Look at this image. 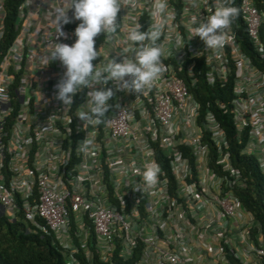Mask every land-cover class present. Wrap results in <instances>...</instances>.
<instances>
[{
    "label": "built area",
    "instance_id": "1",
    "mask_svg": "<svg viewBox=\"0 0 264 264\" xmlns=\"http://www.w3.org/2000/svg\"><path fill=\"white\" fill-rule=\"evenodd\" d=\"M60 2L0 0V215L50 236L66 264H264L261 235L250 237L256 224L233 193L243 179L225 134L191 92L200 78L229 89L213 103L229 115L237 141L246 138L240 154L254 158L264 188V72L241 46L239 25L210 49L189 38L214 0H167L163 17L152 15L154 0H124L117 32L95 38L94 64L130 55L127 34L139 23L142 32L160 31L167 70L139 94L97 85L113 89L112 107L103 123L89 125L76 116L89 89L71 106L55 99L66 69L47 63L50 46H71L81 23L69 9L67 38L57 39L52 10ZM237 8L261 58L264 12L254 0ZM84 139L92 144L81 151ZM153 161L161 171L148 186L143 172Z\"/></svg>",
    "mask_w": 264,
    "mask_h": 264
},
{
    "label": "clouds",
    "instance_id": "2",
    "mask_svg": "<svg viewBox=\"0 0 264 264\" xmlns=\"http://www.w3.org/2000/svg\"><path fill=\"white\" fill-rule=\"evenodd\" d=\"M123 3L124 0H61L52 10L57 39L67 38L62 28L72 22L67 15L69 9L73 10V19L81 21L74 30L76 40L71 46L52 43L47 63L59 60L66 69L55 85V99L65 106H71L73 98L81 90L89 89L87 105L79 106L76 113L84 124L100 125L112 107L109 100L114 96L113 89H97V85L104 86L111 81L116 85V91L139 94L150 89L153 82L167 70L162 62L165 49L157 43L160 31L150 28L142 32L139 23L127 34L131 46L126 51L130 55H123L119 62L113 58L108 59L102 66L94 64L99 56L95 38L101 34L110 37L117 32V17ZM214 6V12L209 9L212 14L191 29L192 35L189 39L199 37L206 48L219 49L225 43V30L238 17L239 9L234 6V0H214ZM167 11V0H154L153 16L163 17ZM193 23H196L195 17ZM91 144V140L84 139L80 150L86 151ZM160 171L159 165L154 161L149 164L143 172L145 184L156 185Z\"/></svg>",
    "mask_w": 264,
    "mask_h": 264
},
{
    "label": "trees",
    "instance_id": "3",
    "mask_svg": "<svg viewBox=\"0 0 264 264\" xmlns=\"http://www.w3.org/2000/svg\"><path fill=\"white\" fill-rule=\"evenodd\" d=\"M255 6L264 12V0H254ZM238 0H234L237 7ZM12 16V13H10ZM11 17H7L8 25ZM239 25L237 36L241 46L249 55L252 63L264 72V53L261 58L249 47L245 37L242 23L238 17L232 26ZM260 35L264 45V23L260 28ZM192 94L201 105V112L209 109L216 121L221 126L230 155L231 164L238 168L241 173L243 183L241 187L233 190L235 197L241 203L243 209L250 213L254 219L255 227L249 231V235L254 239L257 232L261 235L264 245V188L263 178L253 157L240 154L246 138L243 136L238 142L230 121L226 113L219 111L213 101H225L229 98L228 88L207 87L200 78L197 88L192 89ZM212 150V147L208 145ZM166 164H163L165 167ZM230 261H233L229 258ZM237 264V262H234ZM0 264H66L61 253L57 251L51 241L50 236L42 235L38 232L28 231V225L19 219L9 220L4 215H0Z\"/></svg>",
    "mask_w": 264,
    "mask_h": 264
}]
</instances>
